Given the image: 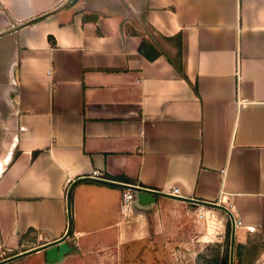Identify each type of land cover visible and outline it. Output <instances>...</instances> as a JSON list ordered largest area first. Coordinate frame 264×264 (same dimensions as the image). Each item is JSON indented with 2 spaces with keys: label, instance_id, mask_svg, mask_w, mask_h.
<instances>
[{
  "label": "crops",
  "instance_id": "1",
  "mask_svg": "<svg viewBox=\"0 0 264 264\" xmlns=\"http://www.w3.org/2000/svg\"><path fill=\"white\" fill-rule=\"evenodd\" d=\"M115 183L232 216L156 195L128 218ZM226 216L264 243V0H0V240L12 256L72 227L62 260L6 264H170Z\"/></svg>",
  "mask_w": 264,
  "mask_h": 264
},
{
  "label": "rangeland",
  "instance_id": "2",
  "mask_svg": "<svg viewBox=\"0 0 264 264\" xmlns=\"http://www.w3.org/2000/svg\"><path fill=\"white\" fill-rule=\"evenodd\" d=\"M217 213L223 216L218 210ZM229 218H224V227H194V231L180 242L170 245V264H209V259L222 254L225 249L226 226ZM239 232V230H238ZM237 232V233H238ZM208 234L205 238H201ZM202 239V240H201ZM246 264H264V248L258 243L248 244L243 249Z\"/></svg>",
  "mask_w": 264,
  "mask_h": 264
},
{
  "label": "water",
  "instance_id": "3",
  "mask_svg": "<svg viewBox=\"0 0 264 264\" xmlns=\"http://www.w3.org/2000/svg\"><path fill=\"white\" fill-rule=\"evenodd\" d=\"M115 184H118V185L123 186V187H131V188L137 190L139 192V197L143 201H146V202H154L156 200V195H164L167 197H174V198L178 197V198L185 200V201H190V202L197 203V204H203V205H207V206H213V207L224 209L225 211H227L232 216L231 210L229 208H227L225 205L220 204V203L208 202V201H203V200L194 199V198H185V197H181V196H173V195H169L167 193H163L161 191L149 189L146 187H141L138 185H129V184H125V183H115ZM69 204H70V209H71V199L69 200ZM71 230H72V227H70L69 232L66 235H64L62 238H60L56 241H53V242L41 245L39 247H36V248L30 249V250L12 255L6 259L1 260L0 264H6L10 261L19 259L21 257L35 253V252L40 251V250L46 251V257H47V260L49 263H53V262L62 260L63 257L69 251L72 250L71 245L67 241V238L69 237ZM235 245H236V227H235V222L233 221L232 241H231V264H234Z\"/></svg>",
  "mask_w": 264,
  "mask_h": 264
},
{
  "label": "built area",
  "instance_id": "4",
  "mask_svg": "<svg viewBox=\"0 0 264 264\" xmlns=\"http://www.w3.org/2000/svg\"><path fill=\"white\" fill-rule=\"evenodd\" d=\"M88 178L92 179V180H97V181H108V179L106 177H104L102 175L101 171H99V170L94 171L93 174L90 175ZM149 189H151V188H149ZM153 190H156V189H153ZM157 191H161L163 193H167V194L173 195V196H180L181 195L180 188H178V187H175V188L168 190V191H164V190H157ZM138 197H139V192L137 190H135L131 187H124L123 203H122L121 209H122L123 214L126 217L130 218L133 216L134 203ZM225 202L228 203L229 201H227L226 198L224 197L223 201H219L217 203H220V204L223 203L224 204ZM195 204H197V203H195ZM198 205H202L200 207L199 212H198V218H199V220H204L207 217L205 205H203V204H198ZM225 206L227 208H229L228 205H225ZM239 224H241V222H239ZM8 257H10V250L0 240V261L3 259H6Z\"/></svg>",
  "mask_w": 264,
  "mask_h": 264
},
{
  "label": "trees",
  "instance_id": "5",
  "mask_svg": "<svg viewBox=\"0 0 264 264\" xmlns=\"http://www.w3.org/2000/svg\"><path fill=\"white\" fill-rule=\"evenodd\" d=\"M140 50L150 59H155L159 56L160 51H155L151 53L148 48V44L145 42L140 46ZM173 62L177 69L182 72L181 61H177L173 59ZM232 230L233 223L232 220L229 219L226 226V240H225V249L222 254H217L209 259V264H231V241H232ZM261 245V244H260ZM264 248V243L261 245ZM245 245L241 242H236L235 245V257L234 264H246V257L244 256Z\"/></svg>",
  "mask_w": 264,
  "mask_h": 264
}]
</instances>
